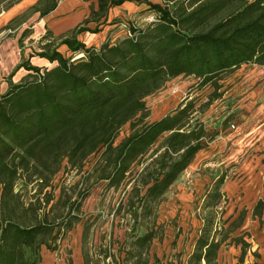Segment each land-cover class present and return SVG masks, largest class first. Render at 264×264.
<instances>
[{
    "label": "trees",
    "instance_id": "16d2710c",
    "mask_svg": "<svg viewBox=\"0 0 264 264\" xmlns=\"http://www.w3.org/2000/svg\"><path fill=\"white\" fill-rule=\"evenodd\" d=\"M123 0H97L93 15L105 14ZM57 0L40 11L47 14ZM154 21L134 28L116 43L87 48L64 38L79 58L40 52L49 66L25 63L26 73L0 96V264H36L28 255L48 238L70 229L81 197L65 191L50 205L61 213L40 211L53 199L52 178L66 160L81 171L92 156L96 181L108 187L128 186V214L136 220L153 214L173 183L194 160L205 141L212 140L202 116L222 94V80L242 65H264V0H183L172 9L151 4ZM178 75L209 86L205 99L186 95L160 118L147 121L145 98ZM228 117L223 121L224 127ZM128 124L129 132L115 142ZM264 162V160H263ZM32 185L25 203L16 183ZM220 175L204 197L216 205L224 193ZM44 191V192H43ZM42 194V196H41ZM66 194V195H65ZM122 204V203H119ZM121 206V205H120ZM264 198L253 206L261 217ZM242 209L222 230L204 222L186 264H218V250L245 216ZM224 230V233H221ZM154 234L147 229L134 243L147 250ZM243 256L248 243L238 236ZM156 264V263H151Z\"/></svg>",
    "mask_w": 264,
    "mask_h": 264
},
{
    "label": "rangeland",
    "instance_id": "374dc122",
    "mask_svg": "<svg viewBox=\"0 0 264 264\" xmlns=\"http://www.w3.org/2000/svg\"><path fill=\"white\" fill-rule=\"evenodd\" d=\"M181 1L123 0L111 5L105 14L96 16L91 11L97 9V0H57L58 6L63 9L62 13L46 18L40 17V11L49 6L51 0H0V96L26 73L22 66L25 63L38 67L49 66L50 62L39 56L40 52L56 50L64 57L84 56L81 49L70 50L62 42L64 38H75L87 48L98 49L102 43H116L130 35L132 29L142 28L145 23L152 21L156 12L150 8V3L167 5L172 9ZM15 4L19 5L16 10L7 13ZM197 81L192 75L168 79L163 87L145 98L149 109L146 120L153 121L167 114L186 95H193L195 90L196 97L205 99L211 87L206 85L195 89L193 85ZM222 85V96L202 116L208 132L215 133V137L218 130L227 127L230 133L248 134L258 121L253 114L264 105V65H242L225 76ZM227 117L228 122L224 127L223 121ZM128 132L129 126L126 124L115 142ZM247 138L249 141L243 155L250 156L258 136L249 134ZM208 150L205 148L186 172L177 178L153 214L140 216L136 220L128 214L125 204L128 186L108 187L106 182L96 181L95 175L91 173L97 156L90 157L81 171L69 168L64 160L61 169L52 178V187L44 189L53 193V199L40 211H47L48 217L52 218L61 213L60 206L50 210V205L60 193L65 191L72 196V200L79 199L81 193L85 194L80 199L78 210L74 211L76 217L73 216L71 228L48 238L51 248L40 245L34 251H28V255L36 260V264L189 263L203 223L209 221L211 229H225L228 222L224 219L234 205L224 196L215 206L209 197H204L206 190L213 185L212 176L207 170L211 166H203L205 162L211 161ZM236 165L220 166L222 175H227L225 180L239 178L233 173L234 169L230 171ZM33 188L31 184L24 186L18 180L15 190H19L24 202L28 203ZM240 208L237 203L236 214ZM150 228L154 238L148 249L144 250L134 243V239ZM234 231L229 234L225 244L233 242L231 239L237 233ZM224 257L222 255L218 260L217 255V263L223 264Z\"/></svg>",
    "mask_w": 264,
    "mask_h": 264
},
{
    "label": "crops",
    "instance_id": "0c3cea01",
    "mask_svg": "<svg viewBox=\"0 0 264 264\" xmlns=\"http://www.w3.org/2000/svg\"><path fill=\"white\" fill-rule=\"evenodd\" d=\"M18 6V4H15L9 8L7 13L9 12L10 14ZM62 10V7L56 3V6L43 16L49 18V16L60 15ZM253 116L258 118V121L248 134L236 135L230 133L227 127L221 128L218 130V135L212 140L207 141V146H204V148L198 151L194 158L195 160L201 155L205 148L209 149V158H211V161L205 162L203 166H211L207 170L210 171V175L212 176V183L218 176L222 175L223 171L222 167H220L222 164H237L234 168L231 167L230 171L234 169L233 173H236L239 178L225 180L227 175H224L221 191L224 193V198L228 199L231 205L234 204L227 217L229 221L234 219L239 213H235L237 203L241 206L240 210L244 209L246 211L244 219L235 231L237 232L236 236L246 241L249 245L240 258V244H236L235 242H227L225 244L223 242L217 254L218 260L220 256H225L223 264H264V209L262 210L260 218L252 214V209L256 201L264 198V105H261ZM249 134L250 136L251 134L258 136L254 151L250 155L251 157L249 155H243V150L246 148V144H248L250 138H247Z\"/></svg>",
    "mask_w": 264,
    "mask_h": 264
},
{
    "label": "built area",
    "instance_id": "2783aa9c",
    "mask_svg": "<svg viewBox=\"0 0 264 264\" xmlns=\"http://www.w3.org/2000/svg\"><path fill=\"white\" fill-rule=\"evenodd\" d=\"M152 21H154V19ZM149 22H151V21H149Z\"/></svg>",
    "mask_w": 264,
    "mask_h": 264
}]
</instances>
